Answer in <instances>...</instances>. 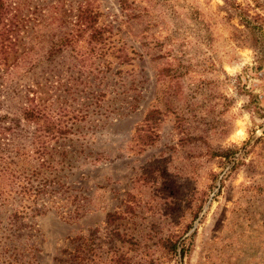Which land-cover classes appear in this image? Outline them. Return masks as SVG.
<instances>
[{"label": "rangeland", "instance_id": "rangeland-1", "mask_svg": "<svg viewBox=\"0 0 264 264\" xmlns=\"http://www.w3.org/2000/svg\"><path fill=\"white\" fill-rule=\"evenodd\" d=\"M238 2L264 15V0ZM124 5L28 0L2 47L0 113L35 99L72 132L41 169L45 208L17 231L0 209V264L75 263L81 235L96 264H264L263 36L224 0Z\"/></svg>", "mask_w": 264, "mask_h": 264}, {"label": "trees", "instance_id": "trees-1", "mask_svg": "<svg viewBox=\"0 0 264 264\" xmlns=\"http://www.w3.org/2000/svg\"><path fill=\"white\" fill-rule=\"evenodd\" d=\"M27 1L0 0L1 54L6 52L2 48L6 41L13 48L16 46L15 42L21 34V27L24 26V10L29 8L26 7ZM238 1L224 0L226 6L240 19L241 24L247 30L263 36L262 42L264 43V15L256 11L252 12L255 9ZM124 4H126V0H121L122 8L126 9ZM257 4L259 3L257 2ZM79 12L80 14L76 15L77 23H87L92 28L96 25L95 14L91 12L87 14L86 11L83 13L80 10ZM93 37L99 38L96 40L98 42L107 40V37L98 31L93 34ZM62 50L61 46L53 48L49 58L52 59L56 53ZM2 56L4 58V55ZM165 71L166 69H163L161 73L163 77L166 76ZM29 102L31 103L29 104ZM27 103L19 101L14 111L0 113V209L11 206L8 218H10V224L18 225L16 231L26 226L22 220L26 218L28 210H31L32 213H40L39 207L45 208L44 196H51L50 187L55 184V181L52 183L48 179L41 178V169L54 166L53 161L47 156L52 155L55 150L59 153H67L65 146L62 144L52 145V142H59L72 132L71 128L64 126L63 122L57 119L51 110L46 111L35 104V99H30ZM2 105L3 103L0 102V109ZM22 138H28L29 141L22 142ZM40 200L43 201L42 204H40ZM107 218L109 225L114 222V214H108ZM10 231L17 234L13 232V229ZM113 232L120 241L133 244V241L126 240L119 231L114 230ZM0 237L3 238V234ZM2 238L0 242L3 240ZM73 241L79 244L76 250L71 253L73 258L71 257L69 261L75 262L72 264H96L94 255L99 256L98 250L101 245L83 235L75 237ZM0 246L3 248L2 243ZM4 250L10 251V247L7 246ZM115 262L125 264V258L121 256Z\"/></svg>", "mask_w": 264, "mask_h": 264}]
</instances>
